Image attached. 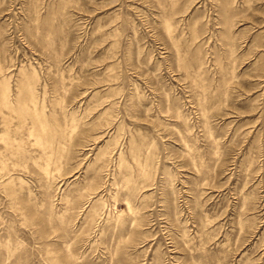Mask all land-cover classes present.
I'll list each match as a JSON object with an SVG mask.
<instances>
[{
	"label": "rangeland",
	"instance_id": "374dc122",
	"mask_svg": "<svg viewBox=\"0 0 264 264\" xmlns=\"http://www.w3.org/2000/svg\"><path fill=\"white\" fill-rule=\"evenodd\" d=\"M0 264H264V0H0Z\"/></svg>",
	"mask_w": 264,
	"mask_h": 264
}]
</instances>
